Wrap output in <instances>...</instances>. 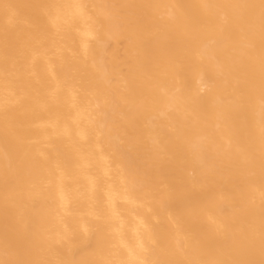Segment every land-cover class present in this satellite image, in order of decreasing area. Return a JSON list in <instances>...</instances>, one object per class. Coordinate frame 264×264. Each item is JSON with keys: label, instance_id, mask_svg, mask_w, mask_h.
<instances>
[{"label": "bare ground", "instance_id": "6f19581e", "mask_svg": "<svg viewBox=\"0 0 264 264\" xmlns=\"http://www.w3.org/2000/svg\"><path fill=\"white\" fill-rule=\"evenodd\" d=\"M0 264H264V0H0Z\"/></svg>", "mask_w": 264, "mask_h": 264}]
</instances>
